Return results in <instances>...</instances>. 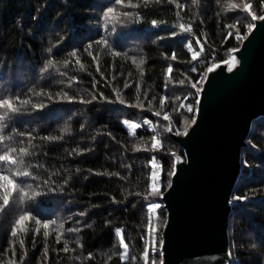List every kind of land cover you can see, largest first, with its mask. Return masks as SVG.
<instances>
[{
  "label": "trees",
  "instance_id": "obj_1",
  "mask_svg": "<svg viewBox=\"0 0 264 264\" xmlns=\"http://www.w3.org/2000/svg\"><path fill=\"white\" fill-rule=\"evenodd\" d=\"M253 15L264 0H0V101L18 109L0 107V156L16 161H0L16 184L0 211V264H145L146 252L161 264L167 212L147 204L183 153L168 128L188 130L192 84L241 46ZM247 142L230 250L233 264H264V116Z\"/></svg>",
  "mask_w": 264,
  "mask_h": 264
},
{
  "label": "water",
  "instance_id": "obj_2",
  "mask_svg": "<svg viewBox=\"0 0 264 264\" xmlns=\"http://www.w3.org/2000/svg\"><path fill=\"white\" fill-rule=\"evenodd\" d=\"M233 54L208 71L187 134L169 132L183 153L173 152L174 172L161 197V264H233V190L253 121L264 116V20L254 21Z\"/></svg>",
  "mask_w": 264,
  "mask_h": 264
},
{
  "label": "snow or ice",
  "instance_id": "obj_3",
  "mask_svg": "<svg viewBox=\"0 0 264 264\" xmlns=\"http://www.w3.org/2000/svg\"><path fill=\"white\" fill-rule=\"evenodd\" d=\"M193 2L195 3V0H193ZM249 8H250V5H245V10H247ZM110 12H112L111 8H109L107 10V12H105V17L106 18L108 16V13H110ZM251 18H252L253 21H255L257 19L264 20V16L257 17L255 15H253ZM153 23H155V22H153ZM249 27H254V25H250ZM181 28L184 31H190V28L189 29H184L183 25H181ZM173 59H175V54H173ZM194 59H195V57H194ZM49 64H51V61H49ZM234 66H235V61L233 60V62H231V64H230V70H231V67H234ZM195 70H196L195 68L192 69V71H195ZM212 70H213L212 68L208 69L209 72L212 71ZM168 71L169 72L172 71L171 67H169ZM197 83H193L192 87L194 89H196V93L195 94L197 96H199L201 90L199 88H197ZM185 99H187V97H185ZM162 103H163V101H162ZM0 107H6L9 110H11L12 112L18 111L17 108L13 107L12 102L10 100H7V99L0 101ZM182 107H183V105H182ZM187 111L190 112V113H193V119H192L191 123L194 124L196 122V114H198V109H195L192 105L189 104V105H187ZM156 115L159 116V113H156ZM0 119H2V117H0ZM163 119L164 120H168L169 119L168 115L165 114ZM145 123H148V121H145ZM133 127H138V125H134ZM173 130H174L173 127L170 125L169 128H168V131L172 132ZM175 131H176V134H178V135L179 134H187V129H185L184 133H180L178 129H176ZM153 139H154L153 148H156L158 146V144H159V141H156L155 137ZM177 159H179V157H177ZM0 161H8L9 163H13V164L16 163V161L13 158L9 157V156H0ZM15 175H17V176H29L30 173H28V172H20V173H16ZM0 189H3V191H4V195H3V198H2L3 199V203L0 204V211H2L9 204V200H10V198L12 196V193L16 190L15 181L12 180L9 176L0 174ZM159 194H160L159 193V189L155 188V186H153V195H159ZM37 195H39V193H36V192L32 193L33 197L37 196ZM234 199H241V198L240 197H234ZM149 207L151 209H155V208H158L159 205L153 203ZM28 219H29V214L28 213H26L24 215H21L19 217V219L16 221V224L17 225H21L24 221H26ZM39 222L40 221L37 220V223H39ZM44 227L47 228L48 224L45 223ZM12 235L13 236L16 235V228L15 227L12 229ZM44 235H45V237H47L48 233L45 232ZM121 243L123 244V240H121ZM125 248H126V246H125ZM155 251H156V249L154 248L153 252H155ZM145 264H147V252L145 253Z\"/></svg>",
  "mask_w": 264,
  "mask_h": 264
},
{
  "label": "built area",
  "instance_id": "obj_4",
  "mask_svg": "<svg viewBox=\"0 0 264 264\" xmlns=\"http://www.w3.org/2000/svg\"><path fill=\"white\" fill-rule=\"evenodd\" d=\"M152 164H153V166H154V168H155V174H156V176H157L158 179H159V177L161 176V173H162V167H161L160 164L157 163L156 161H153ZM153 203L158 204L159 207H161V205L163 204L161 199H160V200L153 201V202H149V203L147 204V207H148L151 211H154V212H155L159 207H158V208H155V209H151L149 206H150L151 204H153Z\"/></svg>",
  "mask_w": 264,
  "mask_h": 264
},
{
  "label": "rangeland",
  "instance_id": "obj_5",
  "mask_svg": "<svg viewBox=\"0 0 264 264\" xmlns=\"http://www.w3.org/2000/svg\"><path fill=\"white\" fill-rule=\"evenodd\" d=\"M264 16V15H263ZM254 25V24H253ZM233 56H234V54L232 53V56L228 59V60H232L233 59ZM214 66V65H213ZM211 68V67H210ZM208 73V72H207ZM206 76H207V74H206ZM206 79V78H205ZM205 81V80H204ZM200 95V94H199ZM141 122H139V121H134L132 124H130V131L131 132H134L135 131V129H136V127H133L134 125H139ZM192 125V124H191ZM189 129V128H188ZM155 173V172H154ZM155 177H156V179H158V177L156 176V174H155ZM158 182H159V179H158Z\"/></svg>",
  "mask_w": 264,
  "mask_h": 264
}]
</instances>
